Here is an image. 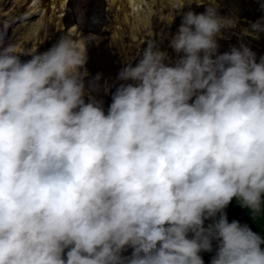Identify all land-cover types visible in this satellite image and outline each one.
<instances>
[{"label":"clouds","instance_id":"clouds-1","mask_svg":"<svg viewBox=\"0 0 264 264\" xmlns=\"http://www.w3.org/2000/svg\"><path fill=\"white\" fill-rule=\"evenodd\" d=\"M256 5L168 10L175 57L146 42L113 84L85 67L95 33L37 51L0 22V264H264Z\"/></svg>","mask_w":264,"mask_h":264},{"label":"bare ground","instance_id":"bare-ground-1","mask_svg":"<svg viewBox=\"0 0 264 264\" xmlns=\"http://www.w3.org/2000/svg\"><path fill=\"white\" fill-rule=\"evenodd\" d=\"M10 1L0 0V21L2 20L5 25L11 23L6 26L15 24L13 32L16 38L13 42L19 41L26 49L40 51L43 47L45 49L48 48L60 34L67 30L65 28L66 20L63 19V16L67 12L66 10L70 9V5H76L81 8L90 7L93 6L91 2L94 0L91 2L90 0H13L14 6H11L10 10L6 11L7 9L3 7L6 2L10 4ZM105 1L107 2V11L112 13L113 17L112 23L110 22L111 24L109 23L106 26L105 32L108 30L112 31L115 45L121 51H126V37L129 38L132 46L134 44L137 47L142 46L145 40L154 35L155 19L158 22L167 21L172 26L173 14H168V10L171 13L173 11L178 12L180 8L184 7V4L191 3V0H146L145 3V0ZM202 8L196 7L195 4L191 6V10L195 12H200ZM80 16L79 22L84 25L86 18L83 15ZM77 20L78 18H75V21ZM34 21L39 22L40 30L35 35L28 36L26 35L27 28ZM75 21L74 25L69 27L75 26L79 32H82ZM51 25H53L52 31H50ZM91 26L97 33L103 34L98 23H91ZM9 27L13 28L12 26ZM0 35H4V33ZM3 38L4 36H0V40ZM39 43L42 44L39 46ZM112 44L114 45L113 41ZM96 47L93 50L94 52H99L107 61L112 60L110 51L104 47V42H101Z\"/></svg>","mask_w":264,"mask_h":264},{"label":"rangeland","instance_id":"rangeland-1","mask_svg":"<svg viewBox=\"0 0 264 264\" xmlns=\"http://www.w3.org/2000/svg\"><path fill=\"white\" fill-rule=\"evenodd\" d=\"M91 1H93V0H90V2ZM262 1L263 0H217V4L219 5V8L223 10V12H226L224 10V8H228L230 10V12H228V14L231 16H233V14H239V13H237V11H243L250 4L251 5L257 4L256 5L257 6V15L259 16L261 14L260 10H259V4L262 3ZM7 2L5 3L3 8L7 9L6 11H9L10 7L14 6L13 5L14 1L11 0L10 4ZM145 2H146V0L144 1V3ZM106 3L107 2L105 0H94L93 2H91V4L93 6L81 8V7L76 6V5H70V9H68L66 11L67 12L70 11V13H68L69 15L72 14L75 16V18H78V20L75 22L78 23L77 26L81 27L80 29L83 33L87 34L89 32H92V33H95L97 36H99L101 39H100L98 44H100L101 42H104L105 49L110 51V55L112 56V60H110L111 61V64H110V61L105 60L99 54V52L96 53L93 51L95 48H97L96 46L98 44L90 45L89 50H88V59H87L86 65H85L87 72L90 75L100 73L102 76L101 83H103L104 81H107V83L113 84V83H115V77H116L118 69L123 64L128 63L129 61H136L139 58V53L137 52V50L139 48H141V46L137 47L135 44L132 46V43L130 42L129 38L126 37V42H125L126 51H121L120 48L116 47L115 41L113 40L114 35H112V31L108 30L107 32H105L106 26L113 20L112 13L107 11ZM186 9L187 8H185L184 10H186ZM203 10L204 9L202 8L200 10V12H202ZM82 13L86 17V23L84 25L81 22H78L79 18L81 17L80 15H82ZM92 17L97 18V20H98L97 23L99 24V26H101V29H102L101 32L103 34L97 33L92 28L91 22H90V18H92ZM64 20H66V27L65 28L68 29L70 26L69 18L66 17ZM164 22L165 21L158 22L157 19H155L154 35L150 36L144 42L145 43L149 42V41L154 42L158 47L162 48L163 50H166L169 54V58H172V57H175V54L172 53L170 48H168L170 28L168 26L161 24ZM7 24H11V23H7ZM237 24H238V21H237ZM6 25H5V23H3L4 32H6L5 31L6 27H7ZM14 25L15 24L8 25V26L13 27V28H11L13 35H12V39L10 42H13L14 39L16 38V35H14V32H13L14 31ZM4 26H6V27H4ZM52 26L53 25L50 26V31H52V29H53ZM239 28H240V26L237 28L238 31H239ZM1 30L2 29L0 27V31ZM230 31H233V30H230ZM0 36L5 37V35H0ZM111 37H112V40H111ZM243 40L247 41L250 44V47L256 53L257 56H260L264 53V33H261L258 38H256L254 35L244 36ZM112 41H113L114 45L112 44ZM46 42H47V40H46ZM237 43H238V41L236 39H233L229 42L219 40V47L221 49H227L232 45H236ZM41 44L42 43H39V46ZM42 50H44V48L40 49V51H42ZM105 72H108V73H105ZM87 79L88 78H86L85 81H87ZM96 97L98 100H104L106 98V94L99 92V93H97ZM256 224L260 225L261 223L257 222Z\"/></svg>","mask_w":264,"mask_h":264},{"label":"trees","instance_id":"trees-1","mask_svg":"<svg viewBox=\"0 0 264 264\" xmlns=\"http://www.w3.org/2000/svg\"><path fill=\"white\" fill-rule=\"evenodd\" d=\"M244 217H245V219H246L248 222H251V220H250V218H249V216H248L247 214H244Z\"/></svg>","mask_w":264,"mask_h":264}]
</instances>
